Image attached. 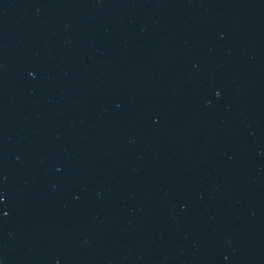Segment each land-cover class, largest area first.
Listing matches in <instances>:
<instances>
[{
  "label": "water",
  "instance_id": "95a60500",
  "mask_svg": "<svg viewBox=\"0 0 264 264\" xmlns=\"http://www.w3.org/2000/svg\"><path fill=\"white\" fill-rule=\"evenodd\" d=\"M0 264H264V0H0Z\"/></svg>",
  "mask_w": 264,
  "mask_h": 264
},
{
  "label": "snow or ice",
  "instance_id": "6c2138e0",
  "mask_svg": "<svg viewBox=\"0 0 264 264\" xmlns=\"http://www.w3.org/2000/svg\"><path fill=\"white\" fill-rule=\"evenodd\" d=\"M0 200H2V196H0Z\"/></svg>",
  "mask_w": 264,
  "mask_h": 264
}]
</instances>
